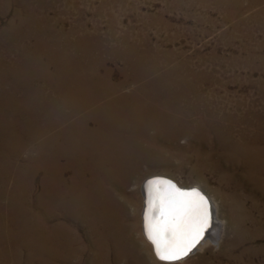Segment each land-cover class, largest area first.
<instances>
[{
  "label": "bare ground",
  "instance_id": "6f19581e",
  "mask_svg": "<svg viewBox=\"0 0 264 264\" xmlns=\"http://www.w3.org/2000/svg\"><path fill=\"white\" fill-rule=\"evenodd\" d=\"M18 1L9 23L21 25L24 33L9 27L0 42V51L15 56L0 52V135L16 137L0 143V154L18 157L16 167L23 162L20 156L32 152L24 165L43 163L44 175L41 192L27 204L35 171L23 168L24 178L21 173L12 188L0 172V231L8 234L5 230L16 224L6 220L4 208L16 209L22 213L19 227L34 229L45 252L35 261L19 244L17 250H0V259L10 264H149L150 255L164 264L145 232L146 186L153 176L176 178L141 175L144 166L167 162L164 145L184 138L187 144L178 149L191 150L195 163L186 182L175 181L209 194L211 214L220 222L212 221L179 262L210 244L227 264H254L259 200L264 199V110L225 113L219 101H196L197 73L149 47L140 49L128 37L107 43L80 24L67 31L56 28L60 13L47 10L76 0ZM29 51L36 54H25ZM115 61L122 63L118 78L109 65ZM6 160L2 167L12 165ZM207 173L215 178L219 202L201 187ZM23 236L26 244L31 233Z\"/></svg>",
  "mask_w": 264,
  "mask_h": 264
},
{
  "label": "rangeland",
  "instance_id": "374dc122",
  "mask_svg": "<svg viewBox=\"0 0 264 264\" xmlns=\"http://www.w3.org/2000/svg\"><path fill=\"white\" fill-rule=\"evenodd\" d=\"M18 6V0H0V42L3 40V35L7 34L6 30L9 27L19 29V34L24 33V28L21 25L14 27L9 23ZM47 11H53L51 15L55 11L60 13L57 22L53 23L56 28L67 31L70 27L80 24L82 29L97 33L107 43L123 36L128 37L140 49L149 47V50L152 49L156 53L159 52L158 54L161 56H167L172 62L187 66L190 71L198 75L197 85L200 98L196 101H219L221 102L219 108L225 113L233 110L234 112H242L243 107H252L258 112L260 109L264 110V0H76L74 4L68 5L66 8L53 7ZM0 52H3L5 58H15L10 53L7 54L2 50ZM28 53L30 56L36 54L34 51L25 54ZM109 65L115 67L113 70L114 77H120L117 68L122 63L115 61L109 62ZM16 102L27 103L29 101ZM237 102L238 104H236ZM10 121L12 122V120ZM1 135L0 143L2 144L5 142L12 143L16 137L14 134ZM187 141L180 138L173 144L164 145L163 153L169 157L166 158L167 162L154 167L144 166L141 177L153 172L168 173L177 180L181 178L182 181L186 182L190 178L191 167L195 163L194 153L188 150L186 154L185 150L178 148L187 144ZM25 153L19 157L21 160L23 159V162L15 167L13 166L14 160L18 157L7 156L1 152L0 172L6 175L5 178H9L7 183L12 188L21 173L22 178H24L23 170L35 171V186L33 191L28 194L29 197L24 200L28 204L42 190L40 184L43 180L44 168L43 163L39 162L24 165L27 153L32 154V152L27 151ZM5 160H9L12 165L2 167L1 163ZM205 178L206 180L204 184H201V187L211 195L214 194L213 197L219 202L215 178L210 174L208 176V173ZM32 193L35 194L32 195ZM208 196L212 200L209 194ZM260 199L263 208L258 212L260 213L258 216L260 221L256 227V234H259H257L255 241L256 258L254 264H264V199ZM2 212L9 223L16 222L18 226L10 224L11 227L5 230V233L8 234L0 231V250H17L21 246L23 248L20 251L30 257L34 256L31 257L33 260L41 259L45 252L44 244L38 243L39 239L37 238L39 237L36 236L37 233L35 234L34 229L26 231L24 227H19L17 221L21 220L19 217L22 213L11 208H4ZM25 212L26 210L23 213ZM215 215L218 222L215 219L214 222L219 223L220 218L217 217V214ZM30 233L31 238L27 239V243L24 244V241H21L19 237L23 235L25 237L26 234H29L30 237ZM34 234L35 236H33ZM209 245H205L201 250H196L190 258L177 264H227L224 258L214 253L218 247L210 245L209 248ZM245 245L246 243H244ZM38 255L41 257H37ZM152 258L150 255L147 256L149 264H159ZM203 258L206 260L203 261ZM220 258L222 259L220 260ZM39 262L44 264L43 260ZM0 264L10 263L0 259Z\"/></svg>",
  "mask_w": 264,
  "mask_h": 264
},
{
  "label": "snow or ice",
  "instance_id": "6c2138e0",
  "mask_svg": "<svg viewBox=\"0 0 264 264\" xmlns=\"http://www.w3.org/2000/svg\"><path fill=\"white\" fill-rule=\"evenodd\" d=\"M146 188V235L160 261L177 264L210 227L209 198L199 188L184 189L162 177L153 178Z\"/></svg>",
  "mask_w": 264,
  "mask_h": 264
},
{
  "label": "water",
  "instance_id": "95a60500",
  "mask_svg": "<svg viewBox=\"0 0 264 264\" xmlns=\"http://www.w3.org/2000/svg\"><path fill=\"white\" fill-rule=\"evenodd\" d=\"M156 177H162V178H165V179H168V180H171L173 183H175L177 186H179V187H182V188H184V189H190V188H193V187H196V188H199V187H197V186H191V187H183V186H180L179 184H178V182H176L174 179H172V178H170V177H167V176H161V175H158V176H153V177H150L149 178V180H153V178H156ZM200 189V188H199ZM201 190V189H200ZM202 192H203V190H201ZM204 193V192H203ZM208 198H209V196L206 194V193H204ZM209 203H210V212L212 211V209H211V207H212V205H211V201H210V198H209ZM212 221H214V218H213V216H212V214H211V222ZM211 222H210V224H211ZM205 234V233H204Z\"/></svg>",
  "mask_w": 264,
  "mask_h": 264
}]
</instances>
